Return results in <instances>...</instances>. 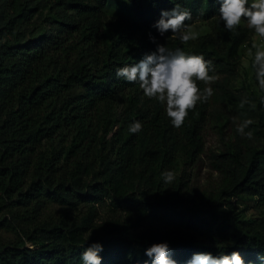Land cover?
<instances>
[{
  "label": "trees",
  "instance_id": "1",
  "mask_svg": "<svg viewBox=\"0 0 264 264\" xmlns=\"http://www.w3.org/2000/svg\"><path fill=\"white\" fill-rule=\"evenodd\" d=\"M176 4L191 12L187 23L206 25L188 45L154 27ZM219 7L0 0V264H82L97 242L102 264H153L145 251L161 242L177 264L233 251L264 264V92L253 78L238 83L253 35L228 32ZM157 44L203 55L218 76L213 97L179 129L164 106L115 74ZM245 96L254 107H240ZM234 118L253 120L254 139L236 132ZM135 121L143 127L133 134ZM203 158L216 178L200 184ZM165 170L175 172L173 183H164Z\"/></svg>",
  "mask_w": 264,
  "mask_h": 264
},
{
  "label": "clouds",
  "instance_id": "2",
  "mask_svg": "<svg viewBox=\"0 0 264 264\" xmlns=\"http://www.w3.org/2000/svg\"><path fill=\"white\" fill-rule=\"evenodd\" d=\"M218 2L220 3L218 19L223 22L228 32L238 35V29L245 27L252 33L253 39L246 50L242 68L254 79L256 87L264 92V0H218ZM192 19L189 10L176 4L172 10L161 12L154 27L161 36L170 31L172 35L169 38L179 40L182 45H188L200 36L198 31H194L193 24L187 23ZM150 39L156 42L155 37L150 36ZM214 72L213 62L205 59L203 55H190L181 47L173 49L164 44H157L156 51L145 54L138 63L118 67L115 74L117 78L130 84H138L145 97L164 106L172 126L179 129L199 103H207L215 94L211 85L217 81L218 76L210 74ZM200 84L204 85L203 89ZM245 105L254 107L247 96L240 101L241 108ZM233 123L241 137L254 139V132L247 130L253 124L252 119L234 118ZM142 127L141 122L135 121L128 126V131L133 134L139 133ZM161 175L166 184L173 183L176 178L173 170H165ZM102 251V244L92 243L81 253L82 264H102L100 255ZM169 251L167 242L154 243L146 249L145 255L153 264H177L169 255ZM258 258L264 262V254ZM187 264H245V262L239 251H233L230 255L221 253L219 256L197 253Z\"/></svg>",
  "mask_w": 264,
  "mask_h": 264
},
{
  "label": "rangeland",
  "instance_id": "3",
  "mask_svg": "<svg viewBox=\"0 0 264 264\" xmlns=\"http://www.w3.org/2000/svg\"><path fill=\"white\" fill-rule=\"evenodd\" d=\"M205 24H195L193 25L194 26V31H198L199 33L204 31L206 29V25L204 26ZM253 39V37H252ZM252 42V40H251ZM251 45V43H250ZM250 45L248 46H245L242 50V59H241V68H240V74L238 76V83H250L252 82V77L243 70L242 68V62L246 59V50L250 47ZM217 140L218 138L216 137L215 133L213 131H211V133L208 134V143H209V147H215L217 146ZM197 174H198V180L197 182L200 183V184H205L206 181L208 180H213L216 178V174L211 170L210 166H209V163H208V160L207 158H203V160L199 163V166L197 168ZM54 209H57L56 206H53L51 207L50 210H54ZM106 207L105 208H102V215L105 216L108 214V212L106 211ZM2 234L7 237V238H11L13 237V235L9 232V233H3ZM28 246H31V243H28L27 244Z\"/></svg>",
  "mask_w": 264,
  "mask_h": 264
}]
</instances>
